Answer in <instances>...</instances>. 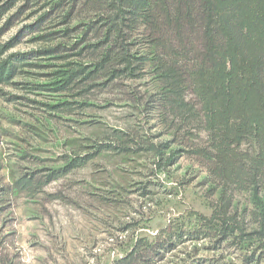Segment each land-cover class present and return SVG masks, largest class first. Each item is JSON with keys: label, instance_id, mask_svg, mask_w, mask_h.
<instances>
[{"label": "rangeland", "instance_id": "1", "mask_svg": "<svg viewBox=\"0 0 264 264\" xmlns=\"http://www.w3.org/2000/svg\"><path fill=\"white\" fill-rule=\"evenodd\" d=\"M115 12L113 0H16L0 22L13 66L0 84V264H116L137 245L135 264H264V185L213 175L202 142L165 123L152 74L96 70L110 43L150 52L144 25L117 36Z\"/></svg>", "mask_w": 264, "mask_h": 264}, {"label": "trees", "instance_id": "2", "mask_svg": "<svg viewBox=\"0 0 264 264\" xmlns=\"http://www.w3.org/2000/svg\"><path fill=\"white\" fill-rule=\"evenodd\" d=\"M15 2L0 6V22ZM113 2L112 27L117 36L125 34L124 26L144 25L150 52L139 57L120 54L110 43L96 70L116 63L124 64L120 72L130 76L152 74L167 126L184 139L202 142L193 150L213 175L237 189L258 193L264 185V0ZM7 63H0V84L12 76L13 66ZM74 75L76 71L64 80ZM145 149L163 154L161 146L153 143ZM222 230L227 233V228ZM164 233L167 237L158 244L160 249H167L175 234ZM147 247L156 250L153 244ZM140 253L137 245L116 264H135Z\"/></svg>", "mask_w": 264, "mask_h": 264}]
</instances>
